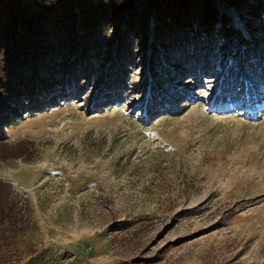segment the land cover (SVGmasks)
<instances>
[{
	"label": "rangeland",
	"instance_id": "obj_1",
	"mask_svg": "<svg viewBox=\"0 0 264 264\" xmlns=\"http://www.w3.org/2000/svg\"><path fill=\"white\" fill-rule=\"evenodd\" d=\"M179 82L182 109L150 122L131 99L15 117L0 181L23 219L0 264H264V89L213 100L217 79Z\"/></svg>",
	"mask_w": 264,
	"mask_h": 264
},
{
	"label": "trees",
	"instance_id": "obj_2",
	"mask_svg": "<svg viewBox=\"0 0 264 264\" xmlns=\"http://www.w3.org/2000/svg\"><path fill=\"white\" fill-rule=\"evenodd\" d=\"M185 76L217 79L213 100L264 89V0H0V159L17 149L4 137L18 114L131 99L150 122L182 109ZM11 196L0 181V239L23 219Z\"/></svg>",
	"mask_w": 264,
	"mask_h": 264
}]
</instances>
